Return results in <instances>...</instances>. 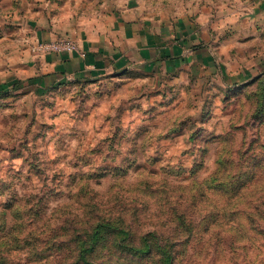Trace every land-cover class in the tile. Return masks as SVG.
<instances>
[{
  "label": "rangeland",
  "instance_id": "1",
  "mask_svg": "<svg viewBox=\"0 0 264 264\" xmlns=\"http://www.w3.org/2000/svg\"><path fill=\"white\" fill-rule=\"evenodd\" d=\"M123 1L0 0V38ZM135 1L197 51L50 85L0 58V264H264V0Z\"/></svg>",
  "mask_w": 264,
  "mask_h": 264
},
{
  "label": "crops",
  "instance_id": "2",
  "mask_svg": "<svg viewBox=\"0 0 264 264\" xmlns=\"http://www.w3.org/2000/svg\"><path fill=\"white\" fill-rule=\"evenodd\" d=\"M135 0H124L98 12H81L77 5L67 19L58 16L60 10H47L48 17L29 21L18 19L15 35H3L0 58L7 57L15 80L32 74L38 84L50 85L60 80L95 78L118 73L137 65L149 66L197 51V43L185 34L178 23L155 21L146 16ZM122 5V7H121ZM80 14V15H79ZM67 35L78 45V51L39 52L33 47L37 41H47ZM4 53H7L5 56ZM18 62V63H16ZM2 67H4L2 62ZM3 69L0 82L11 78ZM31 77V76H30ZM2 83H0L1 85Z\"/></svg>",
  "mask_w": 264,
  "mask_h": 264
},
{
  "label": "built area",
  "instance_id": "3",
  "mask_svg": "<svg viewBox=\"0 0 264 264\" xmlns=\"http://www.w3.org/2000/svg\"><path fill=\"white\" fill-rule=\"evenodd\" d=\"M33 48L39 52L78 51L77 42L67 35L58 36L47 41H37Z\"/></svg>",
  "mask_w": 264,
  "mask_h": 264
},
{
  "label": "trees",
  "instance_id": "4",
  "mask_svg": "<svg viewBox=\"0 0 264 264\" xmlns=\"http://www.w3.org/2000/svg\"><path fill=\"white\" fill-rule=\"evenodd\" d=\"M255 109H256L255 114H256V116H258L257 118L258 119L262 118V116L264 114V99L263 98L257 100V105H256ZM258 170H260L259 173L254 172L252 174V176L256 177V176H259L260 174H262V169H258ZM232 176H233V174H232ZM241 176H243V175H241ZM228 177H230V176L227 175V178ZM98 235H100V233L98 231H96L94 233L92 232L88 235L87 240H84V243L88 244V246H87L88 249L82 247L81 253H85V252L89 251L88 255H90V253L92 252L91 250H93V244L97 240ZM89 249H91V250H89ZM145 252H149V250H146ZM81 258H82V255H81ZM86 262H89V261L86 260ZM164 264H171V262L169 260V256H166V262Z\"/></svg>",
  "mask_w": 264,
  "mask_h": 264
}]
</instances>
